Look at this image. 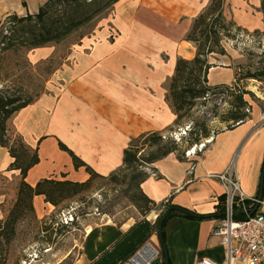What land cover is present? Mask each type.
Returning <instances> with one entry per match:
<instances>
[{
  "label": "crops",
  "instance_id": "1",
  "mask_svg": "<svg viewBox=\"0 0 264 264\" xmlns=\"http://www.w3.org/2000/svg\"><path fill=\"white\" fill-rule=\"evenodd\" d=\"M116 6L118 29L96 41L87 38L74 52L73 66L64 70L66 79L57 93L46 94L15 115L13 124L23 142L30 149L38 148L40 162L26 178L32 187L43 179H55L53 173H62L60 180L72 182L89 179L85 168L75 170L59 142L97 174L107 177L123 166L124 152L132 138L165 131L176 120L167 100L168 85L177 60H192L196 55L186 35L203 9H198L194 0L186 8L182 0H119ZM188 9L193 18L179 23ZM215 73L220 77L211 83ZM223 75L229 77L224 79ZM233 82L230 67L209 71L210 86ZM50 143L55 153L67 160V169H45V164L56 163L47 154ZM231 165L245 196L256 198L264 167L261 111L253 110L245 123L213 135L200 154L180 161L173 153L152 165V173L141 184L151 201L160 204L171 200L173 206L199 216L219 214L218 219L204 220L177 215L167 222L170 264H197L203 258L225 264V247L212 236L224 215L219 207L225 188L213 176ZM34 203L37 213L50 206L43 196H36ZM155 212L131 224L102 223L91 227L74 264H128L149 244L158 255L146 264H161L163 246L158 233H153ZM258 212L264 213V207Z\"/></svg>",
  "mask_w": 264,
  "mask_h": 264
},
{
  "label": "rangeland",
  "instance_id": "2",
  "mask_svg": "<svg viewBox=\"0 0 264 264\" xmlns=\"http://www.w3.org/2000/svg\"><path fill=\"white\" fill-rule=\"evenodd\" d=\"M47 1L0 0V23H4L9 16L36 14ZM182 1L185 8L191 4V0ZM194 1L198 9H205L210 0ZM117 3L73 28L60 43H51L37 49L30 46L3 51L0 49V94L4 97H20L22 103L29 98L36 101L46 94L57 93L66 79L64 70L73 66V54L87 38L96 41L97 37L101 39L103 34L118 29L115 16ZM61 6L53 9L55 18L60 15ZM260 7V0H227L223 15L235 24L233 37H221L226 55L215 54L209 58L212 65L230 67L234 72V82L235 79L239 80L237 86L250 93L245 96L250 105V109L245 112L249 115L253 110L264 114V76L260 79H242L248 71L255 73L264 68V19ZM192 14L190 10H185L179 23L193 18ZM223 24L228 25L226 21ZM238 27L241 29L238 30ZM219 77L218 73L212 74L210 82ZM227 77L229 75H223L224 79ZM230 101L228 92L211 91L206 101H197L189 113H183L184 117L178 124L174 112V124L159 132L163 144L177 145V153L186 158V152L195 145L197 150H202L196 154L202 153L208 146L205 141L228 127V123H223L221 119L230 108ZM14 118L15 115L7 121L0 120V219L5 218L14 207L22 174L35 150L23 142L21 134L14 127ZM203 124L209 129L210 136L190 147L187 141L191 133L198 132ZM156 150L157 147L141 149L140 155L145 156ZM47 154L56 163L54 166L45 164V169H67V160L55 153L51 143L47 146ZM135 170L152 173L142 165L120 174L118 171V181L110 180L109 176L96 178L90 189L57 207L47 205L38 213L33 199L34 211L19 221L15 239L8 244H0V264H74L83 239L91 227L102 223L131 224L145 219L149 214H141L132 202L136 194L132 180ZM61 174L53 173L52 176L60 180ZM130 174L131 177L128 176ZM160 213L155 212L157 219ZM153 233L157 234V230L154 229Z\"/></svg>",
  "mask_w": 264,
  "mask_h": 264
},
{
  "label": "trees",
  "instance_id": "3",
  "mask_svg": "<svg viewBox=\"0 0 264 264\" xmlns=\"http://www.w3.org/2000/svg\"><path fill=\"white\" fill-rule=\"evenodd\" d=\"M119 0H49L47 1L36 14H27L20 17L17 15L7 17L4 23H0V49L8 50L10 48L20 49L27 46L37 49L45 47L51 43H60L73 28L78 27L84 21L91 20L98 15L103 9H110ZM227 0H210L208 5L194 19L189 32L186 35V40L193 43L196 48V55L192 60L179 58L176 63L175 73L168 85L167 100L169 101L173 111L177 115L176 124L184 117L183 113H189L193 109L197 101L209 97L211 91L228 92L231 101L230 108L221 119L223 123H228L226 129L230 130L247 121L249 114L245 112L250 109V105L245 96L250 95L249 92L241 90L239 80L231 85L210 86L208 84V74L212 68L217 67L209 62L212 55H226L224 47L221 45V37L232 38L235 24L232 21L225 19L223 9ZM261 1L260 11L264 19V0ZM61 6L58 18H55L53 9ZM103 5V6H102ZM102 6V8H100ZM97 7V8H95ZM100 8V9H99ZM92 9V11H91ZM225 21L228 25L223 24ZM25 25V26H22ZM27 28V29H26ZM241 28L238 27V30ZM225 31V32H223ZM223 32V33H222ZM25 34V36H24ZM219 48V49H218ZM264 68L258 72L250 71L242 79H260L264 76ZM35 100L29 98L28 101L21 103L20 97H4L0 94V120L7 121L13 115H16L20 110L34 103ZM180 120V121H179ZM179 121V122H178ZM178 122V123H177ZM210 136V131L205 124L201 126L198 132L191 133L188 139V145L197 144L203 138ZM163 137L159 132H149L132 138L129 147L124 152L123 166L118 170H131L136 166H146L149 170L152 165L167 157L170 154H176L180 161L184 160V155L177 153V145L167 143L163 144ZM157 147L155 152H151L145 156L140 155L141 149ZM61 151L66 152L72 159L75 170L85 168L89 174V179L85 182H72L68 180L43 179L34 187L26 182L27 173L36 165L39 164L38 148L34 150V154L28 162L19 184L17 201L8 215L0 219V244H8L16 237V229L19 221L25 217L27 213L33 212V199L36 196H43L45 203L59 206L61 203L83 193L90 189L93 181L96 178H106L97 174L88 165H86L74 152H72L65 144L59 142ZM118 171L109 175L110 180L118 181ZM263 172V171H262ZM135 175L132 176L133 189L136 194L132 198L133 204L141 212V214H150L152 211H160V215L156 220L153 229L159 228V221L164 213L174 207L171 200L156 204L151 201L142 191L141 184L150 176L149 172L135 170ZM131 177V174L128 175ZM126 176V177H128ZM160 178L159 175H157ZM65 178V176H63ZM226 195L220 198V213L224 212ZM247 210H252L253 205L249 200L243 203ZM182 210L194 214L186 209ZM234 212L237 214L236 220H245L252 214H245L242 208L234 206ZM182 215L190 219H218L219 214L210 216H191L190 214L172 211L168 219L164 223L163 240H160L161 245H166L165 227L167 222L174 216ZM223 218L220 217L219 220ZM165 263L164 254L162 252V262Z\"/></svg>",
  "mask_w": 264,
  "mask_h": 264
},
{
  "label": "built area",
  "instance_id": "4",
  "mask_svg": "<svg viewBox=\"0 0 264 264\" xmlns=\"http://www.w3.org/2000/svg\"><path fill=\"white\" fill-rule=\"evenodd\" d=\"M249 112V110H248ZM213 137L205 141L211 143ZM201 144V145H205ZM197 145L191 147L187 152V157L197 155ZM205 147V146H204ZM203 147V148H204ZM219 179L225 188V210L224 215L212 231V236L220 240L221 245L226 250L225 264H264V213L257 212L245 220L235 219V207L242 208L245 214H249V209L243 204L249 200L256 206L258 198H247L242 192L239 182L233 171V165L221 174L213 176ZM264 207V199L260 202V208ZM137 257V256H136ZM131 259L128 264H134ZM197 264H219L211 259H200Z\"/></svg>",
  "mask_w": 264,
  "mask_h": 264
},
{
  "label": "water",
  "instance_id": "5",
  "mask_svg": "<svg viewBox=\"0 0 264 264\" xmlns=\"http://www.w3.org/2000/svg\"><path fill=\"white\" fill-rule=\"evenodd\" d=\"M259 203L256 204V206L252 209L249 210V213L252 215H255L259 208H260V202L264 199V167H263V173H262V178H261V184H260V190H259V194L257 196ZM172 211H177L180 213H185V214H190L191 216H195L194 214L188 213L184 210H182L181 208H177L174 207L171 210L167 211L166 213H164L159 221V228H158V237L159 239L162 241L163 240V231H164V223L166 222V220L168 219L169 215L171 214ZM222 216V215H220ZM237 214H235V217L237 218ZM163 254H164V258H165V263L166 264H170V260H169V255H168V251H167V247L166 245H163L162 248Z\"/></svg>",
  "mask_w": 264,
  "mask_h": 264
},
{
  "label": "bare ground",
  "instance_id": "6",
  "mask_svg": "<svg viewBox=\"0 0 264 264\" xmlns=\"http://www.w3.org/2000/svg\"><path fill=\"white\" fill-rule=\"evenodd\" d=\"M157 255L158 252L153 248L152 245L149 244L146 245L142 251H140L133 262L134 264H146L152 261Z\"/></svg>",
  "mask_w": 264,
  "mask_h": 264
}]
</instances>
